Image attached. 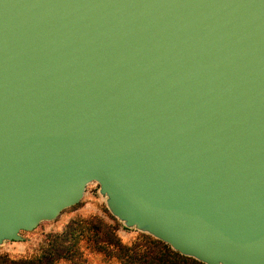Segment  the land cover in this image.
Listing matches in <instances>:
<instances>
[{
  "label": "water",
  "instance_id": "water-1",
  "mask_svg": "<svg viewBox=\"0 0 264 264\" xmlns=\"http://www.w3.org/2000/svg\"><path fill=\"white\" fill-rule=\"evenodd\" d=\"M100 184L205 264H264V0H0V245Z\"/></svg>",
  "mask_w": 264,
  "mask_h": 264
},
{
  "label": "trees",
  "instance_id": "trees-1",
  "mask_svg": "<svg viewBox=\"0 0 264 264\" xmlns=\"http://www.w3.org/2000/svg\"><path fill=\"white\" fill-rule=\"evenodd\" d=\"M76 205L72 207H76ZM115 223L99 214L75 218L68 222L62 232L47 233L41 254L33 258L11 260V264H87L82 242L93 251L116 257L124 264H205L195 258L182 255L172 247L150 235H143L140 242L126 244L118 234L119 222Z\"/></svg>",
  "mask_w": 264,
  "mask_h": 264
},
{
  "label": "rangeland",
  "instance_id": "rangeland-1",
  "mask_svg": "<svg viewBox=\"0 0 264 264\" xmlns=\"http://www.w3.org/2000/svg\"><path fill=\"white\" fill-rule=\"evenodd\" d=\"M92 214H99L106 220L115 223L110 217L113 216L119 222L118 234L126 244H134L143 239V235H150L135 227H128L124 222L114 216L107 206V198L100 192V184L91 182L88 184L82 200L77 206L65 209L54 221L42 222L32 231H23V240L5 241L0 245V264H11V260L21 258H33L41 254L43 246L46 244L45 236L47 233L62 232L66 224L75 218H85ZM155 238V237H154ZM84 257L87 264H124L116 257H107L103 252L93 251L87 247L84 241L81 243ZM59 264H70L69 261L61 260Z\"/></svg>",
  "mask_w": 264,
  "mask_h": 264
}]
</instances>
